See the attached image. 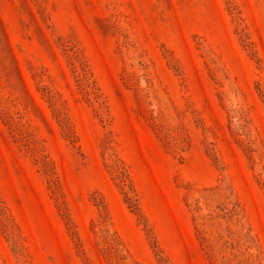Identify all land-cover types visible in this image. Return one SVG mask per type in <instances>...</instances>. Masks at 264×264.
<instances>
[{
    "label": "rangeland",
    "instance_id": "1",
    "mask_svg": "<svg viewBox=\"0 0 264 264\" xmlns=\"http://www.w3.org/2000/svg\"><path fill=\"white\" fill-rule=\"evenodd\" d=\"M0 264H264V0H0Z\"/></svg>",
    "mask_w": 264,
    "mask_h": 264
}]
</instances>
